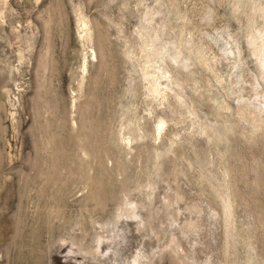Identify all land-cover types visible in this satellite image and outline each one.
Masks as SVG:
<instances>
[{"label":"rangeland","instance_id":"obj_1","mask_svg":"<svg viewBox=\"0 0 264 264\" xmlns=\"http://www.w3.org/2000/svg\"><path fill=\"white\" fill-rule=\"evenodd\" d=\"M263 11L0 0V264H264Z\"/></svg>","mask_w":264,"mask_h":264},{"label":"bare ground","instance_id":"obj_2","mask_svg":"<svg viewBox=\"0 0 264 264\" xmlns=\"http://www.w3.org/2000/svg\"><path fill=\"white\" fill-rule=\"evenodd\" d=\"M249 16V15H248ZM251 16V15H250ZM262 18H264V11L262 12ZM83 27L85 28L86 27V25L85 24H83ZM257 32V34H255V35H253L252 34V38H251V40L249 41V44L251 45V46H255V47H257L256 45L257 44H261L262 46H263V48H264V26H263V28H261V29H259V30H256ZM186 42V41H185ZM262 46H260L261 48H262ZM259 47V46H258ZM190 49V48H189ZM258 51V50H257ZM261 53H259V55H258V60H259V63H260V66H261V68L263 69V71H264V49H261ZM258 53V52H257ZM234 54V53H233ZM92 55H93V57H96L95 56V53L93 52L92 53ZM151 91L153 92V93H155V94H159L160 92H162L161 91V89H160V83H158L156 80H154L153 81V83H152V85H151ZM251 104L252 103H249V105L248 106H251ZM247 104H245V108H247V111H248V109H249V107H247L246 106ZM253 105V104H252ZM251 107H254V108H256L257 109V107H259L258 105L257 106H251ZM253 108V109H254ZM258 109H260V107L258 108ZM261 110V109H260ZM251 111H254V110H251ZM251 111H248V112H251ZM255 112H256V110H255ZM258 112H259V110H258ZM243 116H245V112H243ZM164 125V121H160L159 122V125H158V130L160 129V128H162V126ZM160 131H161V129H160ZM138 255H140V254H138ZM139 257V256H138ZM143 258L144 257H141V260H143ZM139 261V259H135L134 261H133V263L134 264H141L143 261ZM143 264V263H142Z\"/></svg>","mask_w":264,"mask_h":264}]
</instances>
